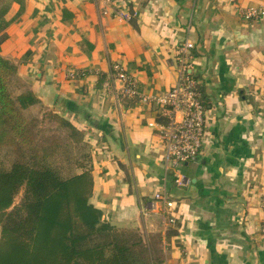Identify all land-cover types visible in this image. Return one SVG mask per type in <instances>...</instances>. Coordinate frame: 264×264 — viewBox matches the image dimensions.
Segmentation results:
<instances>
[{"label": "crops", "instance_id": "crops-1", "mask_svg": "<svg viewBox=\"0 0 264 264\" xmlns=\"http://www.w3.org/2000/svg\"><path fill=\"white\" fill-rule=\"evenodd\" d=\"M121 2L128 21L103 16L95 0H23L1 44L17 92L83 134L91 203L118 228L160 234L161 264H264V0ZM249 8L263 13L246 18ZM186 42L208 106L201 156L176 184L149 126L154 104L124 105L103 83L119 62L140 94L160 95L177 81ZM157 192L174 205L165 210Z\"/></svg>", "mask_w": 264, "mask_h": 264}, {"label": "trees", "instance_id": "trees-1", "mask_svg": "<svg viewBox=\"0 0 264 264\" xmlns=\"http://www.w3.org/2000/svg\"><path fill=\"white\" fill-rule=\"evenodd\" d=\"M13 3L19 11L8 17ZM22 5L23 0H0V149L10 156L8 164L0 160V264H161L160 234L118 228L91 203L93 178L83 134L51 110L41 119L31 115L39 103L32 91L14 95L16 65L1 55V44ZM197 89L207 109L202 83ZM119 99L132 105L138 97ZM45 117L68 131L66 141L42 133ZM78 145L85 154L73 153Z\"/></svg>", "mask_w": 264, "mask_h": 264}, {"label": "built area", "instance_id": "built-area-1", "mask_svg": "<svg viewBox=\"0 0 264 264\" xmlns=\"http://www.w3.org/2000/svg\"><path fill=\"white\" fill-rule=\"evenodd\" d=\"M100 4V13L128 21L132 14L122 5L121 0H95ZM235 1V0H230ZM260 13L254 8L244 12L246 18L257 17ZM192 44L186 42L180 48L178 57V77L170 90L157 96H146L139 93L135 78L131 77L119 62L111 64L103 87L111 92L117 101L119 96L130 98L138 97L144 103L154 104L157 117L149 123L162 140L164 152V165L172 170L175 175V183L181 184L179 169L184 164L199 160L205 144V108L200 101V93L197 89L200 80L191 73L192 56L190 49ZM116 82L120 83L115 87ZM161 118L162 120H157ZM154 198L162 202L163 208L169 209L174 202L165 194L157 192ZM169 222L173 218L169 217Z\"/></svg>", "mask_w": 264, "mask_h": 264}, {"label": "rangeland", "instance_id": "rangeland-1", "mask_svg": "<svg viewBox=\"0 0 264 264\" xmlns=\"http://www.w3.org/2000/svg\"><path fill=\"white\" fill-rule=\"evenodd\" d=\"M11 89L14 93V95L17 94V91L20 89L19 87H17V80H13V82H11ZM29 113L31 115L37 116L38 118L41 119V116H43V112H41V110L38 109V107H33ZM205 113H206V109H205ZM39 128L42 130V133L45 134L46 136H53V138H60L63 139L64 141L67 140V135H68V131L62 127H60L58 125V123L54 120L49 119L48 117H45L42 122L39 124ZM81 148H78L77 146H72V151L73 153L77 154L79 156V154L83 155L86 152V148H84L81 145H78ZM82 157V156H80ZM0 160L4 161L6 164H8L9 160H10V156L9 154H7L5 149H0ZM19 197L16 198V201L18 200Z\"/></svg>", "mask_w": 264, "mask_h": 264}]
</instances>
